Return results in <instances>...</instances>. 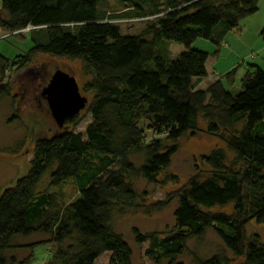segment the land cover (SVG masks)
I'll return each instance as SVG.
<instances>
[{"label":"trees","instance_id":"obj_1","mask_svg":"<svg viewBox=\"0 0 264 264\" xmlns=\"http://www.w3.org/2000/svg\"><path fill=\"white\" fill-rule=\"evenodd\" d=\"M106 1L0 0L6 13L0 30L9 35L0 41L30 36L33 44L14 60L0 54V107L14 99L8 72L33 67L39 56L80 62L90 78L84 92L92 95L85 133L76 132L80 112L37 139L28 174L0 193V264H30L41 245L52 248L45 264H95L105 254L109 264H134L132 248L112 226L114 213L136 207L133 182L157 184L177 152L174 144L199 132L225 144L202 158L211 173L195 175L170 196L177 201L174 229L134 228L135 243L148 244L151 264H180L189 242L212 231L232 258L225 251L209 259L191 254L194 264H264L260 236L247 234L252 221L264 226V70L248 64L239 92L220 79L199 89L210 56L191 48L198 39L219 47L258 13L261 0H114L127 20L145 24L138 34L106 20ZM169 43L185 51L172 58ZM45 179L53 189L73 182L79 197L63 205V193L42 190ZM34 236L46 240L20 243ZM24 249L31 253L20 259L16 252Z\"/></svg>","mask_w":264,"mask_h":264},{"label":"rangeland","instance_id":"obj_2","mask_svg":"<svg viewBox=\"0 0 264 264\" xmlns=\"http://www.w3.org/2000/svg\"><path fill=\"white\" fill-rule=\"evenodd\" d=\"M103 11L106 13V20L120 25L124 34H138L145 25L142 22L127 20L129 19L128 12L114 0H107ZM4 18H6V13L0 4V20ZM252 19L253 23L247 27V30L251 31V39L245 38L246 42L238 49V53L235 52L236 44L233 41L236 40V33L242 31L243 23L245 25L244 21L247 19L241 22L239 28L225 37L222 47L203 39H198L191 47L193 50L209 54L208 68L216 70L220 76L219 79L222 80V84L228 91L239 92L241 90V81L248 64L257 63L264 70V53L259 51L261 46H264V41L261 39L258 44H254L257 39L254 38V33L261 37L264 30V0L260 1L259 11ZM22 34L27 35L26 32ZM0 36L9 37V35L5 36L1 30ZM167 47L172 58H177L180 53L185 51L183 46L176 43H169ZM32 48L30 36L10 37L0 41V54L10 60H14L19 55L28 54ZM234 69H237L235 81L230 84L225 75ZM57 70L75 77L81 95L87 98L89 103L92 100V95L84 92V87L90 78L86 75L80 62L52 56H39L33 67L17 73L8 72L6 81H10L12 84L14 99L4 100L0 107V193L12 187L18 179L28 174L37 139L51 136L59 131L45 100H43L41 109L38 108L39 99L42 98V87L48 83ZM14 117L16 118L13 119ZM90 123L87 106L79 114L76 132L85 133ZM202 125L201 122V127L204 128ZM142 126L145 128V123ZM148 136L151 138L152 134L148 132ZM166 145L171 146L173 143ZM174 145L177 147V152L172 158L171 166L158 177L157 184L150 185L143 180L134 181L133 184L139 196L137 206L132 209L118 207L114 213L112 226L132 248L134 264L151 263L144 255L148 244H145L143 248L137 246L132 230L137 228L142 233H163L174 229L177 201L170 199V196L188 184L195 175L208 177L211 169L202 162V158L209 155L214 149L225 148L224 142L219 137L210 136L207 132H199L194 138H183ZM132 159L137 164L143 160L139 156H134ZM230 159L232 160V157ZM42 190L63 193L64 202L62 203L67 206L79 197L78 190L71 181L61 188L53 189L49 186V180L45 179ZM230 210L231 207L225 209L227 213H231ZM247 234L249 236L258 234L264 244V226L257 225L255 221H252L247 226ZM45 240L46 238L43 236H34L20 241V243L26 245L42 243ZM188 247L189 252L179 259L180 264H194L191 254L202 259H209L213 255L225 251L232 258L231 253L226 250L222 241L212 231H208L201 240H191ZM50 250L52 251V248L49 245L39 246L35 250L34 259L30 264H45L50 257ZM30 253V250L24 249L16 252V255L22 259L29 256ZM110 256V254L103 255L95 264H109ZM236 264H244V262L238 260Z\"/></svg>","mask_w":264,"mask_h":264},{"label":"water","instance_id":"obj_3","mask_svg":"<svg viewBox=\"0 0 264 264\" xmlns=\"http://www.w3.org/2000/svg\"><path fill=\"white\" fill-rule=\"evenodd\" d=\"M42 96L59 128H63L69 118L78 115L88 104V99L81 95L76 78L61 70L52 75Z\"/></svg>","mask_w":264,"mask_h":264},{"label":"crops","instance_id":"obj_4","mask_svg":"<svg viewBox=\"0 0 264 264\" xmlns=\"http://www.w3.org/2000/svg\"><path fill=\"white\" fill-rule=\"evenodd\" d=\"M255 17V16H254ZM254 17H251V18H248L246 21H244V22H246L245 23V25H244V23H243V27H242V31H240V32H237L236 33V40L235 41H233L235 44H236V48H235V52L236 53H238V49L239 48H241V46H243V44L246 42V40H245V38L246 37H249V40L251 39V36H252V34L250 33L251 31H248L247 30V27L248 26H250V24H252L253 22H252V18H254ZM259 27V26H258ZM263 27V26H262ZM261 27V28H262ZM260 28V29H261ZM254 38H257V39H255V43L254 44H258L259 42H260V40L262 39V41H264V37L263 36H261V37H258V35H257V33H254ZM223 43L224 42H222V44L220 45L221 47H222V45H223ZM262 48L259 50V51H261V53H264V46H261ZM237 49V50H236ZM263 50V51H262ZM219 51H220V49H219ZM209 61H210V58H209V60H208V62H207V64H206V67H207V73H208V76H207V78H205V79H203L202 81H200L199 83H197V87L199 88V89H203V90H206V89H208V87L213 83V82H215V81H217L218 79H219V75L216 73V70L213 68L212 70L211 69H209L208 67H209ZM243 64V63H242ZM251 64H254V65H258V66H260L259 64H257V63H251ZM261 67V66H260ZM230 73V72H229ZM226 76V75H225ZM213 77V78H212ZM222 81V80H221ZM234 81H235V79H234ZM234 81H232V82H234ZM231 81H229V83H230ZM231 84V83H230ZM224 85V84H223Z\"/></svg>","mask_w":264,"mask_h":264},{"label":"built area","instance_id":"obj_5","mask_svg":"<svg viewBox=\"0 0 264 264\" xmlns=\"http://www.w3.org/2000/svg\"><path fill=\"white\" fill-rule=\"evenodd\" d=\"M30 30H31V28H29V29L25 30V31H24V33H25V32L27 33V32H29Z\"/></svg>","mask_w":264,"mask_h":264}]
</instances>
